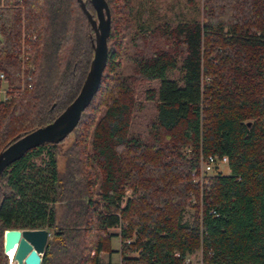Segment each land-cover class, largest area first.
<instances>
[{
  "label": "trees",
  "instance_id": "1",
  "mask_svg": "<svg viewBox=\"0 0 264 264\" xmlns=\"http://www.w3.org/2000/svg\"><path fill=\"white\" fill-rule=\"evenodd\" d=\"M10 1L0 10V70L22 90L0 100V149L65 108L93 54L77 0ZM106 2V64L76 126L1 172L0 264L9 263L8 228L49 231L39 264H114L99 258L114 251L113 227L119 264H189L196 250L200 264H264V0H199L197 18L140 34L129 25L130 0ZM22 38L24 64L15 50ZM142 101L155 115L144 132H131ZM211 153L228 157L229 172H214L200 189L192 179ZM57 203L65 206L60 220Z\"/></svg>",
  "mask_w": 264,
  "mask_h": 264
},
{
  "label": "water",
  "instance_id": "2",
  "mask_svg": "<svg viewBox=\"0 0 264 264\" xmlns=\"http://www.w3.org/2000/svg\"><path fill=\"white\" fill-rule=\"evenodd\" d=\"M92 28V58L76 96L57 114L52 121L34 127L13 137L0 149V175L11 162L24 152L44 142L57 143L76 126L82 111L96 93L107 59V38L110 30V10L106 0H89L94 9L92 14L84 0H77ZM49 231L46 228H8L3 233V252L15 248L13 259L16 264H39Z\"/></svg>",
  "mask_w": 264,
  "mask_h": 264
},
{
  "label": "rangeland",
  "instance_id": "3",
  "mask_svg": "<svg viewBox=\"0 0 264 264\" xmlns=\"http://www.w3.org/2000/svg\"><path fill=\"white\" fill-rule=\"evenodd\" d=\"M131 17L130 28L132 34L139 33L143 29L150 30L156 24L166 22H176L178 20H189L193 17H198L201 10V3L197 0L195 5L188 4L185 0H130ZM93 37V34H92ZM160 39H156L158 41ZM19 45V43H18ZM17 45V46H18ZM122 58V71L125 75L132 71V45L125 43ZM177 74V72H176ZM154 82H151L153 84ZM145 83L141 86L143 87ZM155 115V110L150 101H142V105L134 109L133 118L131 121V132H144L146 122ZM69 142V138L61 144L64 148ZM58 167L62 171L65 167V156L62 151L58 153ZM228 166L226 164L218 167V171L227 174ZM194 178V177H193ZM194 182V180L192 179ZM195 183V182H194ZM197 184V183H196ZM200 188V187H199ZM57 219H62L65 211V206L62 203L56 204ZM192 208L186 207L183 211V219H190ZM111 230L118 231V227H113ZM112 246H118V238L112 239ZM106 254H102V259H106ZM114 261H118V257H113ZM189 264H200V250H196L187 257ZM9 264V263H8Z\"/></svg>",
  "mask_w": 264,
  "mask_h": 264
},
{
  "label": "built area",
  "instance_id": "4",
  "mask_svg": "<svg viewBox=\"0 0 264 264\" xmlns=\"http://www.w3.org/2000/svg\"><path fill=\"white\" fill-rule=\"evenodd\" d=\"M13 5V1L0 0V10L4 7ZM2 38L1 25H0V39ZM18 52V57L20 61L24 64L25 60L28 57L27 45L24 42V39L20 41L19 45L15 49ZM23 68V66H22ZM23 72V70L21 71ZM18 75H23L22 73ZM26 80L28 83L27 87L31 86V76L27 75ZM22 90V88H15L6 80L5 73L3 70H0V100L8 101L11 97L16 96V94ZM12 95V96H11ZM228 163V157L226 155H218L215 153L207 154L206 156L200 159V166L197 173H194V182L197 183L202 189L204 185L208 182V176L218 171V167Z\"/></svg>",
  "mask_w": 264,
  "mask_h": 264
},
{
  "label": "crops",
  "instance_id": "5",
  "mask_svg": "<svg viewBox=\"0 0 264 264\" xmlns=\"http://www.w3.org/2000/svg\"><path fill=\"white\" fill-rule=\"evenodd\" d=\"M112 228H110V231L111 232H114V233H116V235H114L112 238H111V247H112V249L114 250L113 252H111V253H108V252H105V251H102V252H100L99 253V258H100V260L102 261V262H107V261H110V262H112V263H114V264H119L120 263V253H119V244H120V239H119V236L117 235V233H118V231H113V230H111ZM113 238H118V246L117 247H113L112 246V239ZM106 254L107 256H106V259H102V254ZM118 257V261H114V258L113 257Z\"/></svg>",
  "mask_w": 264,
  "mask_h": 264
},
{
  "label": "bare ground",
  "instance_id": "6",
  "mask_svg": "<svg viewBox=\"0 0 264 264\" xmlns=\"http://www.w3.org/2000/svg\"><path fill=\"white\" fill-rule=\"evenodd\" d=\"M14 250H15V248L13 247L7 253L8 259H9V264H16V261L13 259Z\"/></svg>",
  "mask_w": 264,
  "mask_h": 264
}]
</instances>
